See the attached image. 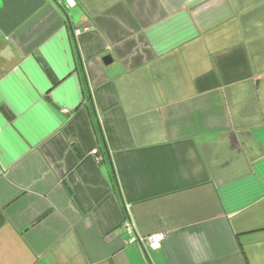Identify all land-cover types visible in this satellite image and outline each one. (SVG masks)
<instances>
[{
	"label": "crops",
	"instance_id": "1",
	"mask_svg": "<svg viewBox=\"0 0 264 264\" xmlns=\"http://www.w3.org/2000/svg\"><path fill=\"white\" fill-rule=\"evenodd\" d=\"M73 1L0 0V264H264V0Z\"/></svg>",
	"mask_w": 264,
	"mask_h": 264
},
{
	"label": "built area",
	"instance_id": "2",
	"mask_svg": "<svg viewBox=\"0 0 264 264\" xmlns=\"http://www.w3.org/2000/svg\"><path fill=\"white\" fill-rule=\"evenodd\" d=\"M63 4L65 7L71 8L75 5L73 0H63ZM124 228L128 233H132V227L129 223L124 224ZM164 239L163 233L158 234H150L145 237H142L141 239H137L141 244H144L146 247L150 249H157L161 246L162 241ZM131 242L136 243V239L133 237L131 239Z\"/></svg>",
	"mask_w": 264,
	"mask_h": 264
},
{
	"label": "water",
	"instance_id": "3",
	"mask_svg": "<svg viewBox=\"0 0 264 264\" xmlns=\"http://www.w3.org/2000/svg\"><path fill=\"white\" fill-rule=\"evenodd\" d=\"M103 61H104V63L108 64V63L111 62V57L107 55V56H105V57L103 58Z\"/></svg>",
	"mask_w": 264,
	"mask_h": 264
}]
</instances>
